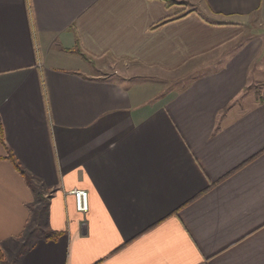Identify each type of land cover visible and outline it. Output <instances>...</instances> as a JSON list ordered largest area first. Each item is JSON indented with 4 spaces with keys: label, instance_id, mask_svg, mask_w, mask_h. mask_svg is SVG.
<instances>
[{
    "label": "crops",
    "instance_id": "0c3cea01",
    "mask_svg": "<svg viewBox=\"0 0 264 264\" xmlns=\"http://www.w3.org/2000/svg\"><path fill=\"white\" fill-rule=\"evenodd\" d=\"M187 1L0 0V264H264V0Z\"/></svg>",
    "mask_w": 264,
    "mask_h": 264
},
{
    "label": "rangeland",
    "instance_id": "374dc122",
    "mask_svg": "<svg viewBox=\"0 0 264 264\" xmlns=\"http://www.w3.org/2000/svg\"><path fill=\"white\" fill-rule=\"evenodd\" d=\"M173 1L175 4H183L182 6L176 5L177 8L173 7V15H178L180 12H184L186 10H191L194 8L188 3L187 0ZM92 74L112 81L127 82L125 84H128L129 86H131L132 84L147 83V81H144L145 77H143V75L146 74V71H143L137 64L125 60L104 58L96 63L92 70ZM161 81L164 83V86H166L167 89L176 87V81L172 79L170 80L169 76H164V79H162ZM155 82H157V80H155Z\"/></svg>",
    "mask_w": 264,
    "mask_h": 264
},
{
    "label": "trees",
    "instance_id": "16d2710c",
    "mask_svg": "<svg viewBox=\"0 0 264 264\" xmlns=\"http://www.w3.org/2000/svg\"><path fill=\"white\" fill-rule=\"evenodd\" d=\"M160 1H162L165 4L166 8H168V9L176 7V5H181V6L183 5V4H175L173 0H160ZM189 12H191V11H189ZM188 13H185L183 15H187ZM178 18H181V17H178ZM167 22L168 21H163L161 23H158L157 25L152 26V29H156V28L162 26L163 24H165ZM77 53L79 55H82L79 52H77ZM82 57L85 60H88L84 55H82ZM0 143L4 145L2 139H0ZM4 148H5V155H4V157L2 159L8 161L11 164L12 168L14 169V171L16 173H18L21 177L26 178L27 177L26 173L22 169V167H21L20 163L18 162V160L15 158V156L12 154V152L7 147H5V145H4ZM58 236H59L58 233H51V234L47 235L46 239L55 240V239H57ZM0 259H2L1 250H0Z\"/></svg>",
    "mask_w": 264,
    "mask_h": 264
},
{
    "label": "built area",
    "instance_id": "2783aa9c",
    "mask_svg": "<svg viewBox=\"0 0 264 264\" xmlns=\"http://www.w3.org/2000/svg\"><path fill=\"white\" fill-rule=\"evenodd\" d=\"M71 194L74 197L76 210L86 212L88 210V193L84 190H74Z\"/></svg>",
    "mask_w": 264,
    "mask_h": 264
}]
</instances>
